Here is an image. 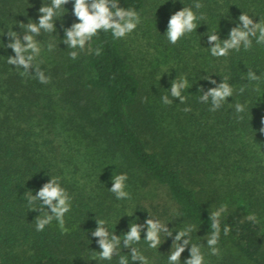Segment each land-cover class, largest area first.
Here are the masks:
<instances>
[{
    "label": "trees",
    "instance_id": "trees-1",
    "mask_svg": "<svg viewBox=\"0 0 264 264\" xmlns=\"http://www.w3.org/2000/svg\"><path fill=\"white\" fill-rule=\"evenodd\" d=\"M117 2L138 11L141 24L118 40L101 31L85 50L77 49L75 60L63 40L79 20L74 0L65 5L56 32L36 37L42 49L37 63L51 77L41 84L34 68L22 76V68L7 63L15 57L7 33L22 39L20 25L39 23L40 8L51 0H0V264H118L116 257L98 259L102 249L91 235L96 220H107L110 232L122 237L132 223L145 225L152 217L168 224L173 237L162 234L160 248L151 249L143 228L133 246L149 264H168L174 236L187 225H195L191 243L202 246L206 264H264V45L253 40L249 51L216 58L206 35L228 39L244 13L264 20V0H199L206 19L175 45L166 38L168 22L195 0ZM248 69L261 79L249 82ZM185 77L187 103L181 104L169 91ZM224 77L233 97L211 112L210 101L199 97ZM163 95L173 100L170 106ZM236 103L245 106L243 113ZM122 173L129 177L130 200L110 192L114 175ZM52 177L60 178L72 208L64 230L53 221L38 232L34 222L41 213L30 211L24 196ZM225 204L220 255L213 256L205 239L210 212ZM252 213L256 224L245 219ZM225 225L231 227L227 236ZM190 248L181 264L191 258ZM130 251L121 247V255Z\"/></svg>",
    "mask_w": 264,
    "mask_h": 264
},
{
    "label": "clouds",
    "instance_id": "clouds-1",
    "mask_svg": "<svg viewBox=\"0 0 264 264\" xmlns=\"http://www.w3.org/2000/svg\"><path fill=\"white\" fill-rule=\"evenodd\" d=\"M70 0H51L50 5L40 8L39 23L30 21L27 25L21 24L24 29L22 39L20 36L9 29L7 35L13 41L7 45L15 52V57L7 58V63L15 66L17 69H23L20 74L33 75L32 69H35L34 78L41 84L51 83V77L47 76L41 70L37 63V58L41 55V45L36 37L41 32H56V17ZM204 5L195 0L193 6L184 7L183 10L173 14L168 22L166 33L167 40L175 45L182 37H186L198 28L197 22L205 20L206 16L199 13ZM193 8L196 10L194 11ZM199 13V14H198ZM74 15L79 23H74L71 28H66V39L63 43L68 48L73 49L69 52L71 59L75 60L79 56V51H83L92 39L101 31L111 32L114 39H122L134 32L141 24V14L132 8H121L117 0H74ZM240 24L231 29L229 38L221 41L218 32L207 33L208 43L214 45L210 48L211 55L216 58L226 57L231 51L239 52L242 48L249 51L253 47V40L258 45H264V20L259 23L246 13L239 17ZM53 45L48 44V51L53 50ZM79 49V51H77ZM96 55L101 54V49H96ZM249 82L259 81L261 76L256 72L248 69L246 74ZM210 83L216 85V81L211 77H206ZM189 88V81L185 78H177L172 82L170 88L171 97L178 99L181 104L187 103V97L183 92ZM203 90V89H202ZM242 94L245 87L239 89ZM234 88L228 83V77L223 78V82L216 87L209 89L207 92L203 90V94L199 97L201 103L210 101L211 107L209 111L216 112L224 103H228V98L233 97ZM145 101L147 98H144ZM161 101L164 105L170 106L173 103L168 95H163ZM184 112H191L190 107H185ZM235 111L243 113L245 106L236 103ZM242 119V116L239 117ZM264 131V129H262ZM129 177L126 173L114 175L112 181V192L118 200H130L131 194L127 191V181ZM24 198L30 211L40 212L41 215L35 220L36 231L42 232L45 228L56 221L61 228H65V215L71 211L72 197L68 191L62 187L59 177H52L50 182L46 183L41 190L35 195L31 191L26 192ZM228 206L221 205L214 211L210 212V233L205 237L207 247L210 249V255L219 256L220 249L217 246L221 236V218L227 213ZM152 217V216H151ZM245 219L253 224L259 222L258 217L252 213ZM98 227L91 233L93 237L98 238L99 247L102 251L98 252L99 260L111 261L114 257L118 258V264H129L128 256L131 257L132 264H149L148 258L133 245L141 241V233L143 228L147 227L146 239H144L149 248L157 249L161 246V236L166 234L167 237H173V231H170L168 224L162 221L150 218L145 225L132 223L130 231L122 237L110 232L108 221L104 219L96 220ZM195 230V225H187L183 229L177 231L174 236V244L171 253L168 255V264H181L182 253L191 245L190 259L184 264H206L205 255L202 252V246L191 243V233ZM225 236L231 233V227L225 225L223 227ZM121 247L129 248L130 255H121Z\"/></svg>",
    "mask_w": 264,
    "mask_h": 264
}]
</instances>
